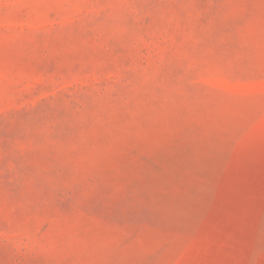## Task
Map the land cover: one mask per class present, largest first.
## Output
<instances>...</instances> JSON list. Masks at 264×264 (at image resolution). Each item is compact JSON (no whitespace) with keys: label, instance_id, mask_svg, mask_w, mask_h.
Segmentation results:
<instances>
[{"label":"rangeland","instance_id":"1","mask_svg":"<svg viewBox=\"0 0 264 264\" xmlns=\"http://www.w3.org/2000/svg\"><path fill=\"white\" fill-rule=\"evenodd\" d=\"M0 264H264V0H0Z\"/></svg>","mask_w":264,"mask_h":264}]
</instances>
